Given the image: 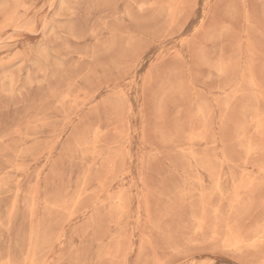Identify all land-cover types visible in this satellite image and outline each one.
<instances>
[{
    "label": "rangeland",
    "instance_id": "374dc122",
    "mask_svg": "<svg viewBox=\"0 0 264 264\" xmlns=\"http://www.w3.org/2000/svg\"><path fill=\"white\" fill-rule=\"evenodd\" d=\"M0 264H264V0H0Z\"/></svg>",
    "mask_w": 264,
    "mask_h": 264
}]
</instances>
